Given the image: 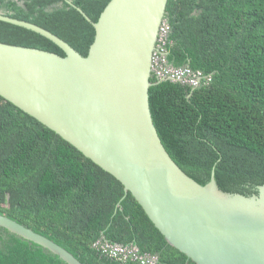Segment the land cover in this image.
Segmentation results:
<instances>
[{
	"label": "trees",
	"instance_id": "trees-1",
	"mask_svg": "<svg viewBox=\"0 0 264 264\" xmlns=\"http://www.w3.org/2000/svg\"><path fill=\"white\" fill-rule=\"evenodd\" d=\"M92 21L110 0H71ZM0 12L53 32L86 56L95 29L65 0H0ZM167 61L189 67L197 85L159 82L149 101L172 159L205 184L214 171L228 192L264 184V0H168ZM0 42L64 56L49 38L0 20ZM110 173L36 118L0 96V214L52 239L83 264H138L95 243L135 244L159 264H196L171 246ZM121 203V208L118 207ZM0 264H68L0 226Z\"/></svg>",
	"mask_w": 264,
	"mask_h": 264
},
{
	"label": "water",
	"instance_id": "water-1",
	"mask_svg": "<svg viewBox=\"0 0 264 264\" xmlns=\"http://www.w3.org/2000/svg\"><path fill=\"white\" fill-rule=\"evenodd\" d=\"M167 1L110 0L94 22L65 0L95 29L86 56L48 29L0 12V20L64 52L0 42V96L120 181L123 198L131 194L166 241L196 264H264V184L249 195L224 191L214 171L199 183L172 159L155 127L150 77ZM0 226L83 264L8 216L0 214Z\"/></svg>",
	"mask_w": 264,
	"mask_h": 264
},
{
	"label": "built area",
	"instance_id": "built-area-1",
	"mask_svg": "<svg viewBox=\"0 0 264 264\" xmlns=\"http://www.w3.org/2000/svg\"><path fill=\"white\" fill-rule=\"evenodd\" d=\"M169 26L163 25L161 28L162 34L160 35L159 42L164 41V37L167 35ZM165 51L163 46L159 43L158 49L154 53L153 57V71L156 73L158 79L172 78L174 81L188 82L189 84H197L199 82V76L194 74L189 67L185 68H171L164 65ZM95 246L101 249V252L108 257L119 260L121 262H136L138 264H159L157 254H150L141 252L135 244L122 245L118 243H110L107 241L97 242Z\"/></svg>",
	"mask_w": 264,
	"mask_h": 264
},
{
	"label": "rangeland",
	"instance_id": "rangeland-1",
	"mask_svg": "<svg viewBox=\"0 0 264 264\" xmlns=\"http://www.w3.org/2000/svg\"><path fill=\"white\" fill-rule=\"evenodd\" d=\"M165 25H167V23H164ZM163 24V25H164ZM162 34V31H160V35ZM160 35H159V37H160ZM159 37H158V40H159ZM164 57H165V62H164V65L166 66V67H171V68H183V67H175V66H173L172 64H170V63H168V61H167V53L165 52V54H164ZM167 80H169V81H171V82H176V81H174V80H170V79H168V77L167 78H165V80H161L160 82H162V81H167Z\"/></svg>",
	"mask_w": 264,
	"mask_h": 264
},
{
	"label": "clouds",
	"instance_id": "clouds-1",
	"mask_svg": "<svg viewBox=\"0 0 264 264\" xmlns=\"http://www.w3.org/2000/svg\"><path fill=\"white\" fill-rule=\"evenodd\" d=\"M160 38V37H159ZM158 44H159V40H158ZM163 50H164V48H163ZM165 51V50H164ZM187 67V66H186ZM183 68H185V67H183ZM176 82H179V81H176ZM102 242H104V241H102ZM108 242V241H107ZM101 243V242H100Z\"/></svg>",
	"mask_w": 264,
	"mask_h": 264
},
{
	"label": "bare ground",
	"instance_id": "bare-ground-1",
	"mask_svg": "<svg viewBox=\"0 0 264 264\" xmlns=\"http://www.w3.org/2000/svg\"><path fill=\"white\" fill-rule=\"evenodd\" d=\"M165 50V49H164Z\"/></svg>",
	"mask_w": 264,
	"mask_h": 264
}]
</instances>
